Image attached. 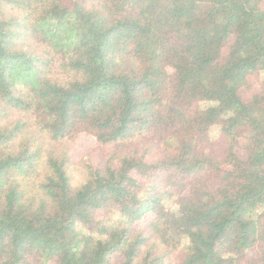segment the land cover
Instances as JSON below:
<instances>
[{
    "label": "trees",
    "instance_id": "obj_1",
    "mask_svg": "<svg viewBox=\"0 0 264 264\" xmlns=\"http://www.w3.org/2000/svg\"><path fill=\"white\" fill-rule=\"evenodd\" d=\"M0 264H264L263 0H0Z\"/></svg>",
    "mask_w": 264,
    "mask_h": 264
},
{
    "label": "rangeland",
    "instance_id": "obj_2",
    "mask_svg": "<svg viewBox=\"0 0 264 264\" xmlns=\"http://www.w3.org/2000/svg\"><path fill=\"white\" fill-rule=\"evenodd\" d=\"M259 87H260L259 83L255 80L252 88L249 91H244V90L241 91L243 97L245 99H248L252 94V92L256 91ZM117 149H119V147H116L115 145L112 144L104 147H98L94 144L90 136L86 134L80 135L70 150V155L72 157V164L68 167V174L72 185L79 186L80 184L83 183L85 179V170L80 165L81 162H89L93 165L101 166L104 164L105 153H110ZM238 153L240 156H243L241 150H238ZM164 203L169 205L171 203V200L170 199L164 200ZM77 229L82 230V227L77 226ZM172 235L173 234H171V232L166 231L164 233L166 239H170ZM251 254L252 253H249V255ZM115 259L119 260L120 257L116 256Z\"/></svg>",
    "mask_w": 264,
    "mask_h": 264
}]
</instances>
